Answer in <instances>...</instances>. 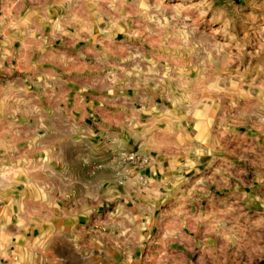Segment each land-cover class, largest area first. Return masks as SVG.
Wrapping results in <instances>:
<instances>
[{
	"label": "rangeland",
	"instance_id": "1",
	"mask_svg": "<svg viewBox=\"0 0 264 264\" xmlns=\"http://www.w3.org/2000/svg\"><path fill=\"white\" fill-rule=\"evenodd\" d=\"M0 264H264V0H0Z\"/></svg>",
	"mask_w": 264,
	"mask_h": 264
}]
</instances>
